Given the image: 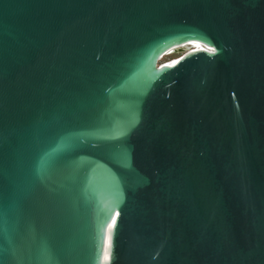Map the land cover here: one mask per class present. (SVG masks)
<instances>
[{
    "label": "water",
    "instance_id": "95a60500",
    "mask_svg": "<svg viewBox=\"0 0 264 264\" xmlns=\"http://www.w3.org/2000/svg\"><path fill=\"white\" fill-rule=\"evenodd\" d=\"M0 264H264V0H0Z\"/></svg>",
    "mask_w": 264,
    "mask_h": 264
},
{
    "label": "rangeland",
    "instance_id": "374dc122",
    "mask_svg": "<svg viewBox=\"0 0 264 264\" xmlns=\"http://www.w3.org/2000/svg\"><path fill=\"white\" fill-rule=\"evenodd\" d=\"M176 55L175 56H170V55H172V54H170L168 57H164L163 59H162V61L161 62H163V61H166V60H169V59H172V58H175V57H177V56H179L178 55V53H175Z\"/></svg>",
    "mask_w": 264,
    "mask_h": 264
},
{
    "label": "bare ground",
    "instance_id": "6f19581e",
    "mask_svg": "<svg viewBox=\"0 0 264 264\" xmlns=\"http://www.w3.org/2000/svg\"><path fill=\"white\" fill-rule=\"evenodd\" d=\"M170 54V53H169ZM178 57V56H177ZM177 57H175V58H172V59H169V60H166V61H163L162 63H167L168 61H170V60H172V62H174L175 61V59L177 58Z\"/></svg>",
    "mask_w": 264,
    "mask_h": 264
},
{
    "label": "snow or ice",
    "instance_id": "6c2138e0",
    "mask_svg": "<svg viewBox=\"0 0 264 264\" xmlns=\"http://www.w3.org/2000/svg\"><path fill=\"white\" fill-rule=\"evenodd\" d=\"M208 51H209V52H214L215 50L212 49V48H209Z\"/></svg>",
    "mask_w": 264,
    "mask_h": 264
},
{
    "label": "flooded vegetation",
    "instance_id": "af4514ba",
    "mask_svg": "<svg viewBox=\"0 0 264 264\" xmlns=\"http://www.w3.org/2000/svg\"><path fill=\"white\" fill-rule=\"evenodd\" d=\"M175 55H176V54L174 53V54H172V55H170V56L172 57V56H175Z\"/></svg>",
    "mask_w": 264,
    "mask_h": 264
}]
</instances>
